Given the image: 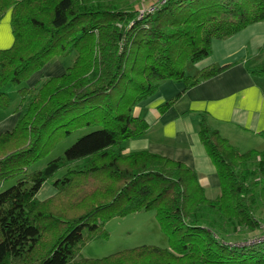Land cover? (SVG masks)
Wrapping results in <instances>:
<instances>
[{
    "label": "trees",
    "instance_id": "obj_1",
    "mask_svg": "<svg viewBox=\"0 0 264 264\" xmlns=\"http://www.w3.org/2000/svg\"><path fill=\"white\" fill-rule=\"evenodd\" d=\"M9 11L14 43L0 50V112L13 104L4 91L11 84L22 115L0 134V185L17 179L0 192V264H264V238L229 241L264 232L257 216L264 152H241L199 114V138L220 180L215 199L185 163L126 152L128 141L150 130L135 114L138 104L163 81L190 88L222 73L226 67L215 64L193 76L187 68L211 56L213 40L264 22V0H0V22ZM73 51L65 73L24 86ZM249 69L264 77V57ZM82 128L98 129L43 169L29 170ZM60 170L58 193L39 200ZM149 210L172 249L79 257L88 241L107 237L108 220Z\"/></svg>",
    "mask_w": 264,
    "mask_h": 264
},
{
    "label": "crops",
    "instance_id": "obj_2",
    "mask_svg": "<svg viewBox=\"0 0 264 264\" xmlns=\"http://www.w3.org/2000/svg\"><path fill=\"white\" fill-rule=\"evenodd\" d=\"M13 43L9 14L7 20L0 22V50ZM263 48L264 22L229 39L213 40L211 56L197 63L198 67L215 64L226 69L190 88L182 82L163 81L155 94L136 107L135 114L145 119L150 130L145 136L128 141L126 152L149 151L183 162L197 172L207 197L219 196L217 170L198 134L199 114L209 116L211 126L241 152H264V77L249 69L261 63ZM51 65L45 67L44 75L36 73L27 83L33 86L47 79ZM175 97V103L162 109ZM8 111L0 112V126L14 128L20 115L16 109Z\"/></svg>",
    "mask_w": 264,
    "mask_h": 264
},
{
    "label": "rangeland",
    "instance_id": "obj_3",
    "mask_svg": "<svg viewBox=\"0 0 264 264\" xmlns=\"http://www.w3.org/2000/svg\"><path fill=\"white\" fill-rule=\"evenodd\" d=\"M143 11V10H142ZM141 11V13H142ZM5 15L4 21L9 18V11ZM262 52V51H261ZM76 51L61 57L58 60L52 61V67L47 69L45 77L58 76L67 71V68L72 65L76 58ZM262 55L260 58H263ZM54 62V63H53ZM198 64L189 65L187 68V75L193 76L199 71ZM45 68L40 70L38 74L44 75ZM24 86L32 87L30 83L24 84ZM18 87L9 84L5 87L6 91L13 100V104L10 107L11 110H15L18 106L19 96L17 95ZM19 115H22V111H17ZM9 113V111H8ZM98 128H82L79 131L74 132L71 136L59 141L50 153L35 164L29 167L30 171L40 170L47 166L49 162L64 155L65 151L78 141L81 137L95 131ZM13 130V126L6 128L0 126V134ZM65 173V170H60L53 178L44 183L37 198L39 200H45L58 193L57 188L54 186V182L61 179ZM17 179H11L4 184L0 185V192L15 185ZM220 194V193H219ZM257 216L262 222H264V200L259 207ZM264 226V223L263 225ZM104 229L107 232V237H97L88 241L79 254L80 258L86 259H104L106 257L122 253L126 250L136 249L142 246H157L162 249H172L168 236L162 230L157 218L155 210L141 211L135 214H131L124 217H115L108 220L104 224ZM245 234H235L232 238L229 237V241L238 242L241 244L246 240L253 241L256 238H264L263 231L244 232ZM248 243V242H247Z\"/></svg>",
    "mask_w": 264,
    "mask_h": 264
}]
</instances>
